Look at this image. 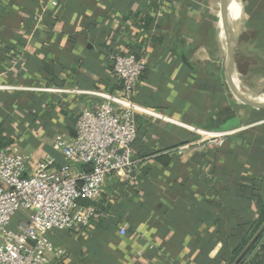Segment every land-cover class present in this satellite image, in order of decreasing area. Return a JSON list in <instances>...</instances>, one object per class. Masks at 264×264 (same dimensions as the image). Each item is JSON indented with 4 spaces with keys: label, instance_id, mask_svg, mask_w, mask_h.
I'll return each mask as SVG.
<instances>
[{
    "label": "crops",
    "instance_id": "1",
    "mask_svg": "<svg viewBox=\"0 0 264 264\" xmlns=\"http://www.w3.org/2000/svg\"><path fill=\"white\" fill-rule=\"evenodd\" d=\"M54 1H0V123L30 156L67 163L52 139L119 94L112 54H136L146 70L133 95L140 170L107 178L91 226L50 233L62 252L51 264H229L264 203V0H243L229 72L233 0ZM223 131V146L184 148Z\"/></svg>",
    "mask_w": 264,
    "mask_h": 264
},
{
    "label": "built area",
    "instance_id": "2",
    "mask_svg": "<svg viewBox=\"0 0 264 264\" xmlns=\"http://www.w3.org/2000/svg\"><path fill=\"white\" fill-rule=\"evenodd\" d=\"M34 20L41 23L40 16L35 15ZM111 59L114 76L122 82L119 94L105 96L106 101L94 109H84L76 121L75 136L58 133L52 139L66 164L55 166L52 156L34 158L11 146L0 147V264H51L53 258H60L62 252L56 250L50 233L91 226L102 217L95 202L102 196L107 178L115 175L131 180L140 170L142 158L134 152L139 136L135 115L144 110L133 95L146 63L133 53L112 54ZM231 134L212 133L184 148L223 146ZM77 165L80 169L75 171ZM19 212L24 215L14 225ZM121 234H127L126 228Z\"/></svg>",
    "mask_w": 264,
    "mask_h": 264
},
{
    "label": "trees",
    "instance_id": "3",
    "mask_svg": "<svg viewBox=\"0 0 264 264\" xmlns=\"http://www.w3.org/2000/svg\"><path fill=\"white\" fill-rule=\"evenodd\" d=\"M257 14V13H255ZM20 109L26 110L24 107V102L18 103ZM29 115L32 116V112H29ZM36 117V116H35ZM6 119H10V112L5 115ZM5 119V120H6ZM36 119V118H33ZM7 131L6 126L4 125V122L0 123V147L5 148L7 145L11 144L13 142L12 138L8 137L5 133ZM84 203L88 204L87 201H84ZM260 211H261V217L260 220L253 225V228H251L249 235L246 236V238L243 240V243L238 247L228 246V253H229V264H232L235 259L239 256V254L242 252V250L245 248V246L248 244V242L251 240V238L255 235V233L259 230L261 225L264 222V203H260ZM243 225H240V228H242ZM251 235V236H250ZM243 264H264V234L259 239V241L256 243L253 250L249 253L247 258L244 260Z\"/></svg>",
    "mask_w": 264,
    "mask_h": 264
},
{
    "label": "water",
    "instance_id": "4",
    "mask_svg": "<svg viewBox=\"0 0 264 264\" xmlns=\"http://www.w3.org/2000/svg\"><path fill=\"white\" fill-rule=\"evenodd\" d=\"M238 4V15L237 18L234 22L233 26V31L232 35L227 43L225 53H224V60H225V66H226V71L229 72L232 61L234 58V50L239 38V34L241 31L242 23L245 18V4L243 0H236ZM252 104L251 102H249ZM71 136L76 135V131L74 132V129H70ZM264 234V222L259 228V230L255 233V235L251 238V240L248 242V244L245 246V248L242 250V252L239 254V256L235 259V261L232 264H243L244 260L247 258L249 253L253 250L255 247L256 243L259 241V239L262 237Z\"/></svg>",
    "mask_w": 264,
    "mask_h": 264
},
{
    "label": "rangeland",
    "instance_id": "5",
    "mask_svg": "<svg viewBox=\"0 0 264 264\" xmlns=\"http://www.w3.org/2000/svg\"><path fill=\"white\" fill-rule=\"evenodd\" d=\"M233 15V14H232ZM232 18V16H231ZM19 92H22V91H19ZM23 113H26L27 110H22ZM18 135H16V140L14 141L13 140V143L10 145L12 150L13 151H16V152H21L23 154H27L29 155V152H31L29 146L27 147L25 144V140H21L20 137H17ZM10 138H13V137H10ZM14 138V139H15ZM30 156V155H29ZM35 158V156H34ZM24 213L23 212H19L13 219V224H17L19 220H21V218L23 217Z\"/></svg>",
    "mask_w": 264,
    "mask_h": 264
},
{
    "label": "bare ground",
    "instance_id": "6",
    "mask_svg": "<svg viewBox=\"0 0 264 264\" xmlns=\"http://www.w3.org/2000/svg\"><path fill=\"white\" fill-rule=\"evenodd\" d=\"M233 5H234V7H233V13H232L233 14L232 15V20H229V18H228L227 34H226V38H225V42H224V46L223 47H225L227 45V43H228V41H229V39H230V37L232 35L234 22H235V20L237 18V15H236L235 12H238V10H239L236 0H233ZM225 8H226V6H225V4H223V10L226 13V9Z\"/></svg>",
    "mask_w": 264,
    "mask_h": 264
}]
</instances>
